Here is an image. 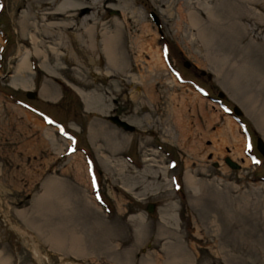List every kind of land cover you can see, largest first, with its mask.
I'll use <instances>...</instances> for the list:
<instances>
[{
  "label": "rangeland",
  "instance_id": "rangeland-1",
  "mask_svg": "<svg viewBox=\"0 0 264 264\" xmlns=\"http://www.w3.org/2000/svg\"><path fill=\"white\" fill-rule=\"evenodd\" d=\"M96 1L69 34L127 4L144 54L18 75L23 8L0 0V264H264V0Z\"/></svg>",
  "mask_w": 264,
  "mask_h": 264
},
{
  "label": "bare ground",
  "instance_id": "bare-ground-1",
  "mask_svg": "<svg viewBox=\"0 0 264 264\" xmlns=\"http://www.w3.org/2000/svg\"><path fill=\"white\" fill-rule=\"evenodd\" d=\"M104 1L97 0L94 3L97 6V14L100 8L97 4H102ZM85 3L86 0H54L53 2H48V0H17L16 8H23L20 16V26L22 28L21 42L24 45V50H19L16 54L20 58L15 70L16 74H22L21 71L24 70L22 68L25 66L28 56H92L99 50L102 55L107 57L133 56L136 52H138L137 54H144V44H147L145 43L147 40L146 31L142 27L143 25H138L136 17L139 12L130 8L127 4L126 6L121 4L118 10L120 22L117 21V18L113 19L111 20L113 26L103 28L98 40L100 43H98L96 35L93 33L94 30L91 31L86 27L81 28L78 34L73 32L69 34L70 23L75 16L80 17L81 22H85L88 18V14L78 15L79 12L75 13V11L86 10V7H83ZM123 3H126V1ZM111 7L108 8L111 9ZM188 16L191 26H197L194 12L189 11ZM210 20L209 17V22ZM25 32L27 37L24 38ZM40 32L41 35L39 36ZM123 43H127V47H122ZM98 47L100 48L98 49ZM25 85L23 84V86ZM80 96L83 99L85 98L81 93ZM187 182L191 184L192 180L189 178Z\"/></svg>",
  "mask_w": 264,
  "mask_h": 264
},
{
  "label": "water",
  "instance_id": "water-1",
  "mask_svg": "<svg viewBox=\"0 0 264 264\" xmlns=\"http://www.w3.org/2000/svg\"><path fill=\"white\" fill-rule=\"evenodd\" d=\"M149 16L151 18V20L153 21V23L155 24L157 30L159 31L160 33V27H159V22L157 21V18L155 16V14L153 12H149ZM185 67H187V64L184 65ZM25 95L27 98L29 99H33L34 98V94H31V92L29 91H26L25 92ZM218 97L220 98H211V100L215 101L216 103H219V100L222 98L223 99V95L221 93H218ZM229 115H231L235 121L238 123V119L240 118V113L239 111L237 110L236 107H232L231 108V111L228 113ZM120 124V123H118ZM255 149L261 154L262 157H264V141L257 137L255 139ZM224 162L231 168H235V164L233 162H231V160H229L228 158H224ZM154 210V204L153 203H148L145 207V211L148 212V213H152Z\"/></svg>",
  "mask_w": 264,
  "mask_h": 264
}]
</instances>
